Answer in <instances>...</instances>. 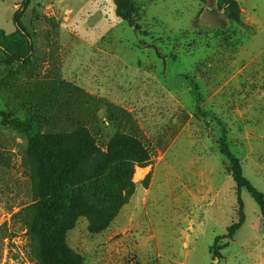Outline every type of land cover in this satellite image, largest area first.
Returning a JSON list of instances; mask_svg holds the SVG:
<instances>
[{"label": "rangeland", "instance_id": "1", "mask_svg": "<svg viewBox=\"0 0 264 264\" xmlns=\"http://www.w3.org/2000/svg\"><path fill=\"white\" fill-rule=\"evenodd\" d=\"M22 1L0 0L11 49L26 43L13 19ZM130 1L124 17L114 0H31L29 50L19 62L0 55L7 123L86 129L105 153L116 133H131L151 154L135 163L132 192L107 227L94 231L80 212L66 242L84 264H264V216L246 188L243 222L228 236L241 215L218 142L225 125L264 193V0H237L238 21L222 0ZM3 119L0 264H38L29 133Z\"/></svg>", "mask_w": 264, "mask_h": 264}, {"label": "trees", "instance_id": "2", "mask_svg": "<svg viewBox=\"0 0 264 264\" xmlns=\"http://www.w3.org/2000/svg\"><path fill=\"white\" fill-rule=\"evenodd\" d=\"M114 2L118 13L124 17H131L136 10L134 2L130 0ZM221 2L228 16L238 21V1ZM30 3L31 0H23L13 15L16 31L26 43L11 49L6 45L9 35L0 29L1 58L4 56L19 62L29 50L27 43L31 42L30 36L22 17ZM123 10H127V15L122 13ZM0 116H3L4 124H12L29 133L30 168L36 199L30 208L29 224L33 256L38 264H84L82 255L65 240L67 229L74 225L75 216L80 212L90 216L94 231L106 228L132 192L134 184L131 176L135 163L150 161L149 150L131 133H116L109 145L111 151L105 153L89 130L66 131L50 127L35 130L34 126L20 120L7 123L1 112ZM218 142L220 152L229 161L240 207L241 218L229 227L228 236L231 238L243 222L242 189L249 190L263 216L264 193L244 174L241 160L228 142L225 125H222ZM125 191L127 195L122 199ZM215 253L220 256L219 250Z\"/></svg>", "mask_w": 264, "mask_h": 264}, {"label": "crops", "instance_id": "3", "mask_svg": "<svg viewBox=\"0 0 264 264\" xmlns=\"http://www.w3.org/2000/svg\"><path fill=\"white\" fill-rule=\"evenodd\" d=\"M18 4H19V3H17V4L15 5V8L18 7ZM245 10H246V9H244V11H245ZM255 10H256V8H252V12L255 11Z\"/></svg>", "mask_w": 264, "mask_h": 264}]
</instances>
